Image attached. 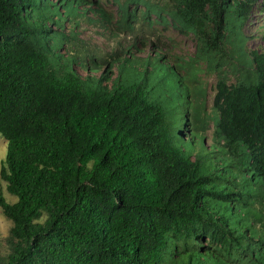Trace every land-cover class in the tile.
<instances>
[{
  "label": "trees",
  "instance_id": "trees-1",
  "mask_svg": "<svg viewBox=\"0 0 264 264\" xmlns=\"http://www.w3.org/2000/svg\"><path fill=\"white\" fill-rule=\"evenodd\" d=\"M110 1L116 20L97 0H0V180L15 199L0 194V264H264V51L243 34L257 0ZM86 3L118 33L140 17L192 35L195 55L64 53ZM200 72L216 75L209 111Z\"/></svg>",
  "mask_w": 264,
  "mask_h": 264
},
{
  "label": "rangeland",
  "instance_id": "rangeland-1",
  "mask_svg": "<svg viewBox=\"0 0 264 264\" xmlns=\"http://www.w3.org/2000/svg\"><path fill=\"white\" fill-rule=\"evenodd\" d=\"M57 0H52L56 2ZM98 3L105 9L108 15L113 16L114 20L118 18V6L110 0H97ZM264 0H257V4L252 8L249 20L243 26V34L247 37V51H264ZM139 16V14H137ZM154 19V16H151ZM169 20V18H168ZM77 22L72 24V22ZM171 24V23H170ZM76 32L75 39L70 40L64 45L62 52L72 55H78L84 58L91 56L97 57L99 62L111 61L116 56L123 59L129 57L132 61L141 60L149 56H164L165 63L172 64L175 61V56L187 60L195 55L196 42L192 35H184L174 29L171 25L163 27L161 25H152L147 27L143 20L138 17L135 22V32L119 33L114 25L108 24L100 19V17L92 11L86 12L82 17H77L75 20H68L65 23V32L70 30ZM245 46V43H244ZM103 70L106 64L102 63ZM137 67L139 65H136ZM78 73L85 77L88 73L83 68L77 67ZM112 79L118 75L117 65L111 69ZM100 72H95L92 75L98 77ZM231 76V75H230ZM198 77L204 83L206 90V103L208 111L212 105L214 96V86L216 83V75L214 73L206 74L199 73ZM228 84L233 82V78L229 77ZM212 115V114H211ZM213 125L210 124L206 131L205 143H211V134ZM7 144L0 135V169L2 162L6 157ZM0 194L8 201L14 202L5 190L4 183L0 180ZM11 226L0 209V246L2 239L8 234Z\"/></svg>",
  "mask_w": 264,
  "mask_h": 264
},
{
  "label": "clouds",
  "instance_id": "clouds-1",
  "mask_svg": "<svg viewBox=\"0 0 264 264\" xmlns=\"http://www.w3.org/2000/svg\"><path fill=\"white\" fill-rule=\"evenodd\" d=\"M96 4V6L95 5H92V4H88V3H86V4H81V5H79V7H78V15L76 16V17H74V18H70V19H72V20H75L78 16L79 17H82V15H84L86 12H88V11H92V12H94L95 14H97L99 17H100V19L102 20V21H104V22H106L104 19H103V16L101 15V12L97 9V3H95ZM69 19V20H70ZM67 22V21H66ZM65 22V23H66ZM65 23H64V29H65ZM77 22H75V21H73L72 22V24H76ZM107 23V22H106ZM71 31V30H70ZM69 31V32H70ZM72 31H73V29H72ZM68 32V33H69Z\"/></svg>",
  "mask_w": 264,
  "mask_h": 264
}]
</instances>
